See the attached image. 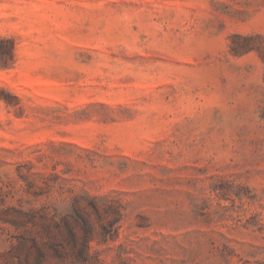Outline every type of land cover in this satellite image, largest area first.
<instances>
[{
    "label": "rangeland",
    "instance_id": "obj_1",
    "mask_svg": "<svg viewBox=\"0 0 264 264\" xmlns=\"http://www.w3.org/2000/svg\"><path fill=\"white\" fill-rule=\"evenodd\" d=\"M0 38V264H264V0H0Z\"/></svg>",
    "mask_w": 264,
    "mask_h": 264
},
{
    "label": "trees",
    "instance_id": "obj_2",
    "mask_svg": "<svg viewBox=\"0 0 264 264\" xmlns=\"http://www.w3.org/2000/svg\"><path fill=\"white\" fill-rule=\"evenodd\" d=\"M1 39V38H0ZM3 40V39H2ZM15 52V44L12 43L11 53L14 54Z\"/></svg>",
    "mask_w": 264,
    "mask_h": 264
}]
</instances>
